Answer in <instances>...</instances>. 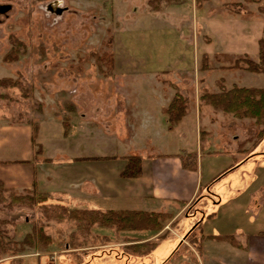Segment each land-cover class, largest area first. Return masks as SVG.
I'll use <instances>...</instances> for the list:
<instances>
[{"label": "rangeland", "instance_id": "obj_1", "mask_svg": "<svg viewBox=\"0 0 264 264\" xmlns=\"http://www.w3.org/2000/svg\"><path fill=\"white\" fill-rule=\"evenodd\" d=\"M177 1L0 0V80L10 81L7 87L0 86V126H29L33 139L42 144L40 152H37L41 157L38 175H41V181L46 177V183H42L38 190L59 196L58 199H47L45 205L63 206L75 212L83 208L118 210L138 204L132 199L112 201L108 197L96 196L92 193L93 183L88 181L79 185L72 180L70 182L66 172L76 171L89 178L96 171L97 177L116 181L122 177L118 173L121 171L118 162L121 158L125 157L126 162L127 156H148L145 151H137L140 149L133 145V137H113L119 133L108 127L119 117L121 121L122 118L130 119V123H137L138 118L160 117L155 106L145 101L148 99L146 84L154 80L147 73L159 64L175 65L177 45L181 44L177 28L191 32V38L199 44L203 36L198 21L200 15L220 13L224 19L221 24L227 27V15H233L240 21L257 20L255 28L250 29L254 31L250 33L264 38V12L261 11L264 0H203L200 4L197 0ZM176 3L184 4L176 6ZM200 5L202 9H198ZM241 24H232L235 26V39L248 34L246 23ZM246 57L250 58L248 55L232 56L223 61L214 58L212 65L208 63V66L206 62H200L198 68L206 69L205 73L198 75L192 72L178 83L171 74H161V80L167 79L166 85L184 83L183 89L179 90L188 99L189 113L192 112V117H202L199 136L202 142L211 144L212 152L203 155V170L206 172L209 166L212 173L220 170L219 178L206 189L207 193L222 199L215 213L230 216L236 212L240 222L233 226L244 229L246 225L247 228L254 227L250 222L256 217L257 220L264 217V123L215 111L203 96L220 93L222 87L227 90L235 87L264 88L262 74L235 73L234 83H242L244 79L251 86L231 87L233 84L229 81L227 83L224 78L214 77V73L208 72L218 70L222 63L235 70L234 65H244ZM250 59L259 62L258 50ZM200 78L202 81L199 82ZM120 87L127 88L124 92H128V100L121 98ZM180 148H185V144L179 137L176 149L173 146L172 150ZM163 150L159 148L156 152L160 154ZM96 156L119 158H90ZM47 157L50 159L46 160ZM190 161L188 164L192 165ZM62 191H67L68 195ZM16 192L27 196L30 191ZM33 196L38 200L36 195ZM9 201L7 199L6 203ZM145 204L150 206V201ZM193 209L185 213L189 214ZM41 210L40 205L16 204L10 207L0 203V225L7 229L9 235L5 241L11 239L22 243L32 235L34 227L41 221ZM176 211L173 207L167 212L169 217L163 221V228L174 224L171 220ZM73 225L61 223L57 226L68 234L65 240L58 239L57 243L43 247L35 240L34 247L24 246L25 251L18 259L3 256L0 264H107L112 258L105 253L102 256V252L111 250L116 264H168L173 243H178L173 240L163 244L153 256L148 254L137 258L136 246H129V252L121 243L134 242L143 235L137 233L149 230L120 232L115 243L121 245L117 247L100 246L96 242L87 247L81 242L87 239L90 246L92 240ZM73 232L75 234L71 235ZM91 232L111 235L102 227L92 228ZM165 234L169 236L170 230H163L162 237ZM75 241L79 243L75 245ZM85 252L88 254L82 258L80 255ZM122 252L133 257L122 256ZM99 255L102 257H97Z\"/></svg>", "mask_w": 264, "mask_h": 264}, {"label": "crops", "instance_id": "obj_2", "mask_svg": "<svg viewBox=\"0 0 264 264\" xmlns=\"http://www.w3.org/2000/svg\"><path fill=\"white\" fill-rule=\"evenodd\" d=\"M183 4L176 3L175 5L182 6ZM202 7L200 5L198 9H202ZM227 16L225 21L228 27L221 24L224 19L220 13L207 16L200 15L198 21L201 26V35L204 37L201 36L199 44L191 38V32L189 33L185 28L181 31L177 28L180 34L178 37H181L179 38L181 44L177 45L175 65L164 66V64H159L154 69L150 68L148 70L149 78L154 80L146 84L148 99L145 101H149L155 106L156 113L160 117L138 118L137 123H130L128 118L126 120L122 118L121 121L119 117L118 121L114 120L109 124L108 129L119 133V135L114 134L113 137H133V145H137L140 149L137 151L148 153V156H138L142 160L140 176L133 178L120 176L127 165V161H124L125 157L118 161L121 164L119 165L121 171L118 172L120 178L116 181L104 176L97 177L96 171H93L89 178L83 177L82 174L76 171L66 172L69 175L68 180L70 182L73 181L79 183V185L88 181L93 183L94 190L92 193L96 196L108 197L112 201L132 199L135 200L134 203H138L136 206L111 210L167 213L173 207L177 209L171 220V223L173 221L174 224H171V226H166L160 231H152L153 233L150 231L139 232L137 234L143 235L137 237L134 242H122L123 245L113 243L109 246L117 247L121 245L127 248L156 241L157 247L152 251L153 253H150L153 256L163 244L177 240L178 243L174 241V248L172 247L173 249L170 250L171 253L167 258L168 261L166 260L168 264H264V217L260 216L258 220L256 217L253 222H250L254 227L247 228L246 225L244 229L233 226L235 223L240 222L237 219L236 212H233L230 216H219L215 213V209L221 205L222 199L210 192L207 193L206 189L219 178L220 170L212 173L211 166L208 169L206 168V172L203 170V155L212 152L210 150L211 144L203 139L202 142L199 136L203 126L201 123L202 117H192V112H190L179 123L171 127L168 115L165 113L176 93L181 91L179 88L183 89L182 85L184 83L178 86L166 85L167 79L161 80L162 75L171 74L172 79H175V82L178 83L186 76H190L192 72L194 74L198 73V75L205 73L206 69L203 67L198 68L200 62H206L205 65L208 66L209 64L212 65L214 58L217 61L241 55H248L252 58L254 52L258 50V42L261 37H254L250 33L252 30L254 31V29H250L255 28L257 20L248 21L245 19L240 21V19L236 20L233 15ZM240 16L242 15L237 17ZM236 22L239 25L246 23L245 31H248V34L237 36V39H235L233 31L235 26L232 25ZM252 37L255 38L253 39L254 42H252ZM208 72L214 73V77L224 78L227 83L229 81L233 84L231 87L235 85L239 87L251 86L244 79L242 83L233 82L235 73L245 74L251 72L230 70L224 63L218 67V70L212 69ZM200 81H202L201 78ZM120 89L121 98L128 100L126 99L128 92H124L127 88L120 87ZM20 137L23 139L19 140ZM179 137L183 139L185 148L172 150L173 146L176 149ZM163 142H167V144ZM204 142L205 145H202ZM40 145L42 146L38 140L33 139V131L29 126H0V180L7 188L18 192H42L38 189L42 183L43 185L46 183V177H42L41 181V175H38V162L41 157H38L39 153L37 152H40ZM22 146L25 148L23 149ZM159 148H164L163 153L156 152ZM38 149L39 151H37ZM189 154L196 155V166L194 168H185L183 165V158ZM116 157L96 156L90 158L105 160L116 159ZM206 173L207 177L205 178ZM115 185L119 186L115 188ZM63 193L68 195L67 191H62ZM254 197L257 198V195ZM147 201H150V206H146L147 203L145 204V202ZM193 207L194 209L189 214L185 213L186 210H191ZM167 229L170 230L171 234L169 236L165 234V238L159 240L163 230ZM149 233L152 234L149 235ZM105 254L106 256L110 255L112 258L109 260L111 263L107 264H116L112 256L113 250ZM102 256L104 255L102 254ZM122 256L133 257L126 252H122ZM137 258H141V255H137ZM137 263L139 264V262ZM142 264H145V262Z\"/></svg>", "mask_w": 264, "mask_h": 264}, {"label": "trees", "instance_id": "obj_3", "mask_svg": "<svg viewBox=\"0 0 264 264\" xmlns=\"http://www.w3.org/2000/svg\"><path fill=\"white\" fill-rule=\"evenodd\" d=\"M169 1L178 2L177 0H165V2ZM201 1L203 0H197L199 4ZM249 1L259 2V0ZM261 11L264 12V9H261ZM258 46L259 62L246 57L244 58L246 61L244 65L237 63L233 68H235V70H245L262 74L264 76V38L259 40ZM9 82L10 81L7 79L0 80V86L7 87ZM203 100L215 111L222 112L226 115L233 114V116L238 118L249 117L264 123V88L235 87L231 90H227L222 87L220 93H206L203 96ZM165 113L168 115L169 125L171 127L175 126L189 113L187 97L177 92L165 110ZM126 160L127 165L122 172V176L127 178L140 176L142 171L141 158L138 156H129ZM188 160H191L190 162H192V165L188 164ZM195 164L196 155L189 154L183 158V165L185 168H194V166H196ZM30 192L27 193V196L20 195L15 190L7 188L0 180L1 204H6L10 207L16 204L23 206L28 205L30 207L40 205L42 208V216L39 225L34 227L32 235H28L22 243L11 239L5 241L6 237L9 238L8 231L0 225V258L3 256H13L15 259H18L25 251L24 246L34 247L33 242L35 240H37V243L41 244L42 247L47 244L57 243L60 239L65 240L68 234L62 228L57 227L61 223H65L69 226H71V223L74 224L73 226L80 232H83L88 240H92L90 246L87 245L89 243L87 239L81 242V244L91 247L95 242L97 243L96 245L109 246L116 242L118 234L123 231H160L163 229V221L169 217L165 212L116 211L99 208H83L78 209L79 211L71 212L63 206H50L44 204L47 199H58V195L50 192ZM31 194L36 195L38 200H35L34 196H31ZM7 199L10 201L6 203ZM97 227L106 228L111 232V235L91 232L92 228ZM74 234V232L71 233V235ZM164 238L165 236H160L159 240ZM76 243H79V241H75L74 244L76 245ZM82 245L77 244V247L82 248ZM136 247L139 255H148L157 247V242H147L137 245ZM125 249L129 251L128 249L131 248L127 247ZM103 252L106 253V251ZM103 252L102 254H104ZM87 254L88 253L85 252L80 256L83 258V256Z\"/></svg>", "mask_w": 264, "mask_h": 264}]
</instances>
